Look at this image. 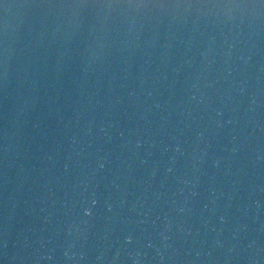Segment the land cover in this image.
<instances>
[{
  "label": "water",
  "instance_id": "water-1",
  "mask_svg": "<svg viewBox=\"0 0 264 264\" xmlns=\"http://www.w3.org/2000/svg\"><path fill=\"white\" fill-rule=\"evenodd\" d=\"M0 264H264V0H0Z\"/></svg>",
  "mask_w": 264,
  "mask_h": 264
}]
</instances>
